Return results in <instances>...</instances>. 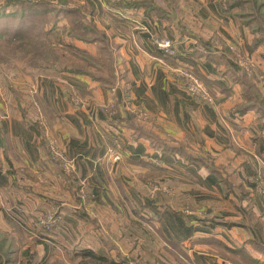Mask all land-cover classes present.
<instances>
[{
    "label": "rangeland",
    "instance_id": "rangeland-1",
    "mask_svg": "<svg viewBox=\"0 0 264 264\" xmlns=\"http://www.w3.org/2000/svg\"><path fill=\"white\" fill-rule=\"evenodd\" d=\"M78 1L83 0H72V3L78 5ZM93 1L99 14L92 15L81 8L74 16L75 20L87 23L85 32L80 26L75 28L74 23H67L73 14L68 17L60 11L64 4L61 0H55V9L47 18L37 15L29 22L26 13L21 23L22 16L14 7L1 9L4 0H0V264H191L172 240L179 238L189 242L190 226H185L182 218H187L194 210L184 204L185 198L181 195L191 194L197 199L210 194L204 180L187 175L184 169L188 166L183 158L174 150L165 152V147L155 138L151 141L152 148L158 152L129 150L134 138L141 139L142 132L151 133L161 126L143 121L142 125L132 128L135 134L130 130L124 136L114 125L110 126L111 130L106 122L98 126L94 120L96 107L86 105L88 113H82L86 120L83 133L84 124L82 127L79 121L84 119L66 113L58 98L52 95L53 87L58 91L62 73H68L66 69L83 71L88 82L106 93L124 77L128 59L105 24L109 21L106 6L110 4L106 0ZM192 1L154 0L160 7L172 10L179 21L190 16L183 10L189 8L188 5L199 15L203 7L198 2L202 0H196L195 5ZM212 2L216 5L212 6ZM204 3L208 6L206 12L216 16L219 13L225 23L243 31L242 41L237 34L236 39L226 41L230 52L234 53L238 73L234 74L223 58L232 94L226 108L227 120L232 131L236 130L235 125L243 123L246 134L244 144L237 138L236 142L232 141L231 151L258 152L261 156L256 168L263 169L264 0H205ZM195 19L197 25L201 22L202 26L204 18ZM44 20L46 23L41 24ZM94 21L99 22L102 29L94 27ZM8 22L14 23L18 35L13 28L6 31ZM140 23L136 21L133 26L135 34L141 32L145 38L149 37L159 52L170 57L185 54L179 46L181 39L169 26L160 27L161 32L157 33L147 22ZM198 29L193 30L194 34L186 31V36L194 37L198 43L207 41V46L214 40L216 50L223 51L222 46V50L219 49V35L209 40L201 36ZM166 40L172 42L173 55L159 47V43ZM184 72L197 78L206 89L202 97L212 103L213 97L202 78L189 67L180 70ZM49 78L53 84L47 83ZM186 80L185 90L194 96ZM89 102L83 98L79 103ZM104 106L96 111L106 113ZM243 108L244 114L240 113ZM36 122L44 132L48 153L37 140L41 132L31 128ZM108 134L122 137L127 147L120 142L113 146L106 138ZM20 137L23 142L24 139L29 141V148L22 146L24 152L18 155ZM164 154H170L166 156H172L173 162L163 160ZM141 157L150 161L143 162L139 160ZM242 159L246 161L248 157ZM251 165L246 161L238 167L231 163L227 166L238 178L241 173H252ZM45 170L48 173L45 174ZM35 177L41 180L38 185L29 182L30 179L35 181ZM248 215L247 210L246 218L251 225L264 220L262 216L253 219Z\"/></svg>",
    "mask_w": 264,
    "mask_h": 264
},
{
    "label": "crops",
    "instance_id": "crops-1",
    "mask_svg": "<svg viewBox=\"0 0 264 264\" xmlns=\"http://www.w3.org/2000/svg\"><path fill=\"white\" fill-rule=\"evenodd\" d=\"M188 1L191 3V0ZM204 1L198 2L203 7L199 10V15L191 11L188 5L189 8L183 10L190 16H187V20L179 21L175 15L173 16L172 11L170 20L156 19L145 9H126L125 12L128 15H124L117 12V9H114L106 0L110 5L106 6L109 21L106 20L105 24L112 30L114 41L128 59V62H125L127 69L124 70V77L112 91L106 93L94 83L88 82L89 78L85 75L63 72L60 86L58 85L60 88L58 87V91H56V87H53L52 95L54 99L58 98L61 108H65L66 113L74 114L77 117L81 116L82 119L85 118V112L88 113L86 105L96 107L94 120L98 126L105 122V115L104 112L96 110L102 105H105L104 107L118 105L124 109L126 121H124L125 126L120 125L116 129L122 131L124 136L127 134L126 131L130 132V130L135 134L136 131L132 130L134 125H142L144 122H153L161 126L160 130L158 128L151 133L142 132L141 139L134 138V143L129 150L130 152H158L157 149L152 148L151 141L155 138L160 146L165 147V152L174 150L179 158H183L184 163L188 166L187 169H184L187 175L194 178L200 176V179L204 180L207 189L205 190L210 194L201 198L197 197L198 200L193 198V203L199 205V212H205L209 218L215 219L217 222L214 225L202 224L197 219L187 220L183 217L184 225L190 226V230L187 232V241L189 240V242L186 243L179 238L172 240L189 255L191 264H245V255L249 256L251 260L254 259V264H263L264 228L262 227H264V220L251 225L250 219L246 218L248 210V214L252 215L253 219L260 216H262L261 219H264V177L258 182L253 179V173L256 175L261 169L257 168L256 171L255 167L253 170V165L257 166L258 157L261 155L258 152L231 151L232 141L236 142L237 138L244 144L246 134L243 123L235 125V131L230 129L226 108L230 105L229 98L232 94L230 93L231 87L227 83L228 68L223 61L225 52L224 50L218 52L216 50L218 46L214 45L215 41L212 40L214 36L219 35V49L222 50L221 46L222 48L227 46L226 41L229 38L236 39V34L239 41H242L243 31L240 27L233 29L229 23L223 21L224 17L219 13L216 16L215 13L206 12L208 6ZM85 2L86 0H83L79 3L85 4ZM195 2L196 0H193L192 4L195 5ZM214 4L216 5V3ZM214 4L212 2L211 5L214 6ZM95 7L97 8L96 5ZM197 16L204 18L202 26L201 22L200 25H197L198 20L195 19ZM175 17L177 21H175ZM191 20L193 22H190ZM136 21L147 22L157 33L161 32L160 27L169 26L170 29H168H172L177 34V38L181 39L179 46L180 48L182 46L185 54L170 57L159 52L149 41V37L145 38L141 32L135 34L133 26ZM94 23L98 29H102L99 22L94 21ZM197 29L201 36H207L209 40L212 37L210 46H207V41L198 43L194 37L186 36V31H192L194 34L193 30ZM239 44L241 43L239 42ZM205 45L208 49H205ZM187 67L193 69L202 78L211 95V91L215 93V97L212 95V103L202 96H192L185 90L184 85L187 80L180 70ZM48 80L47 83L53 84L51 78ZM77 91L81 94L87 93V96L83 97ZM80 97L85 98L86 101L90 100V102L80 105L79 102H83V98ZM75 98H78L76 103ZM92 103L95 105H91ZM50 108L53 109L51 105ZM83 112L84 114H82ZM89 113L91 114L90 111ZM72 117L74 118V116ZM79 122L81 125L84 124V127L82 125L84 133L86 120ZM129 135L131 136V134ZM120 139L127 147V142L122 137ZM21 141L19 150L16 152L18 155H21L20 152H24L23 147L29 148L28 140L24 139L23 142L21 138ZM166 155L170 154H164L161 158L170 163L173 162L172 156L167 157ZM242 157H248L246 161L253 162L250 166L253 172L250 174L241 173L236 178L234 172L227 165L230 163L237 167L245 165V158L242 159ZM263 157L262 155L261 158ZM198 158H207L209 163ZM12 162L15 166L16 162L13 160ZM210 162L215 163L214 167L210 165ZM220 165L224 166L222 171L225 172L223 175L226 178L225 181H222L216 172L220 169L218 168ZM34 167L36 170L37 166ZM46 173L48 172L45 170ZM192 173L196 174V177ZM243 174L247 175V178L244 175L241 180ZM40 181L37 177H35V181L29 180L30 183L36 185ZM188 197L192 198L191 194ZM198 211L194 212L198 213Z\"/></svg>",
    "mask_w": 264,
    "mask_h": 264
},
{
    "label": "trees",
    "instance_id": "trees-1",
    "mask_svg": "<svg viewBox=\"0 0 264 264\" xmlns=\"http://www.w3.org/2000/svg\"><path fill=\"white\" fill-rule=\"evenodd\" d=\"M64 4L63 6H61L62 9H60L61 12H64L65 14H68V17H70L73 14V18H69L70 20H68V24L69 23H74L76 26L75 28H77L78 26H80L83 30H87V23H83L81 20H75L74 16H77V14H79V12L81 11V8H84V11L88 10V12L90 14H99V11L97 10V8L95 7V4L92 0H86L85 4H81L79 3L78 5H75L72 3V0H61ZM110 2V4L112 5V7H114V9H117V12H120L124 15H128L126 14L125 10L126 9H145L148 10L156 19L160 18V19H167L170 20L171 16H172V10L169 11L166 8H162L160 7L158 4H156L154 2V0H107V2ZM69 2H71L72 4H70ZM55 1L54 0H4L3 4H1L2 8L1 9H6V6H13L16 13H18L20 16H22L21 21H23V15L28 13L27 17L29 16V22L32 20L33 17H36L37 15H41L44 18H47V15H50L52 13V11L55 9L54 4ZM81 4V5H80ZM75 5V6H73ZM17 14V15H18ZM17 17V16H16ZM42 17V18H43ZM5 19V18H4ZM5 21V20H4ZM47 20L44 21H40L41 24H45ZM33 22V21H31ZM94 25V24H93ZM95 27V25H94ZM13 28V30L15 31L14 34L18 35L19 31L17 29V27H14V23L12 22H8L6 24V31H11ZM91 30V28L89 29V31ZM156 48V46H155ZM223 50L225 52L224 58L226 60V63L229 65V67L232 68L233 73L235 74L238 73V69H237V64L234 61V53L230 52L229 47L227 46H223ZM68 73L71 74H81V75H85V73L83 71H79L77 69H66L64 70ZM242 73V72H240ZM240 73L238 74V76L240 77ZM211 91V90H210ZM212 95L215 97V93L213 91H211ZM238 108V106H237ZM244 108L242 109V111H240V113L244 114ZM105 111L106 113H104L105 118L104 121L106 123L109 124V128L110 126L113 124L115 129L120 127V125H124V121H126V116H125V112L124 110L119 107L118 105H114L113 107L109 106V107H105ZM38 122L35 123V125L31 126V128H33V130H35L36 132H41L40 137L37 138L38 141H40V143L43 145V148L46 150V146L44 143V135H43V131L42 129L40 130V127L38 126ZM118 124V125H117ZM112 134H108L106 138H109L110 142L113 144V146L119 145L120 143L123 145L124 142L122 139H120L119 137H110ZM37 137V136H36ZM120 142V143H119ZM124 148H125V144H124ZM46 152L48 153L49 151L46 150ZM239 153V152H238ZM244 153V152H243ZM190 158V157H189ZM145 159V158H144ZM142 158H140L139 160L148 163V159L144 160ZM200 160H205L206 162L209 163V160L207 158H198ZM148 160V161H147ZM11 164V162H9ZM159 163V162H158ZM253 163V162H252ZM150 164V163H149ZM153 164V163H152ZM158 165V164H156ZM210 165H212L214 167L215 163L214 162H210ZM13 166V163H12ZM161 167V166H160ZM257 167V166H255ZM43 168H45L43 166ZM220 168V169H218ZM216 169H218L217 174L219 175V177L221 178L222 181H225L226 178H224V173L222 171V168H224L223 165H220V167H218ZM11 169V168H10ZM164 169V168H163ZM215 170V168H214ZM13 171V169H12ZM257 171V168H256ZM264 177V169H260L258 170L257 174L254 177V181H260L261 179H263ZM185 198V202L184 204L187 207H190L191 209H193L194 211H198L199 205L194 204L193 202V198H188V194L185 195H181ZM76 199H80V197L76 196ZM163 199V198H162ZM194 211H191L189 213V215L187 216V220H193V219H197L198 222L202 223V224H210V225H214L217 221L215 219H211L209 218V216L207 214H205V212H199L196 213ZM191 214V215H190ZM208 218V219H207ZM176 245H178L177 243H175ZM179 248V246H178ZM180 252L185 256L186 254V258H189V255L187 253H185L182 249H180ZM94 255V254H93ZM245 259V264H254V259H250L249 256L245 255L244 256Z\"/></svg>",
    "mask_w": 264,
    "mask_h": 264
},
{
    "label": "built area",
    "instance_id": "built-area-1",
    "mask_svg": "<svg viewBox=\"0 0 264 264\" xmlns=\"http://www.w3.org/2000/svg\"><path fill=\"white\" fill-rule=\"evenodd\" d=\"M159 47L161 50H164L166 54L168 55H173L174 54V49L172 42L169 40L163 41L159 43ZM184 77H186L189 82H187L188 86H190L191 90L193 91L192 93L196 96H202L206 94V89L202 88L201 84L197 80V78L193 77V74L189 72H184L183 74Z\"/></svg>",
    "mask_w": 264,
    "mask_h": 264
}]
</instances>
